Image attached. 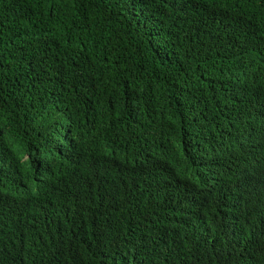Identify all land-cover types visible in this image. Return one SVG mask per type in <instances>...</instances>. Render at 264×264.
Returning a JSON list of instances; mask_svg holds the SVG:
<instances>
[{
	"label": "trees",
	"instance_id": "16d2710c",
	"mask_svg": "<svg viewBox=\"0 0 264 264\" xmlns=\"http://www.w3.org/2000/svg\"><path fill=\"white\" fill-rule=\"evenodd\" d=\"M0 264H264V0H0Z\"/></svg>",
	"mask_w": 264,
	"mask_h": 264
}]
</instances>
